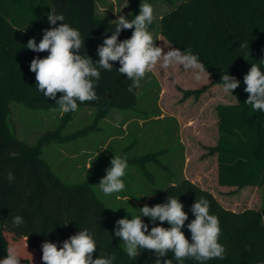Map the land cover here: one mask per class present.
<instances>
[{
  "label": "trees",
  "instance_id": "1",
  "mask_svg": "<svg viewBox=\"0 0 264 264\" xmlns=\"http://www.w3.org/2000/svg\"><path fill=\"white\" fill-rule=\"evenodd\" d=\"M144 2L136 0L133 18ZM52 8L65 16V23L80 31L84 40L81 54L86 52L94 63L99 61L97 47L115 30L114 20L98 15L97 0H0V247L3 248H0V259L6 257L10 246L6 234L13 248L17 247L16 241L20 242L21 258L29 259L32 264H43L45 241L59 248L64 240L87 229L97 244L94 259L115 255L113 264H154V252L141 249L135 260L127 256L115 236L116 220L91 181L65 182L42 157L40 145H29L8 127V108L4 101L14 87L20 96L36 106L48 100L38 91L30 64L34 58H45L49 53L33 52L26 44L32 38L39 44L45 29L62 23L50 24L47 14ZM158 29L176 48H190L198 55L212 77L211 85L222 84L224 73L240 82L232 92L236 100L217 107L219 137L215 145L208 147L211 154L218 153L222 184L239 187L264 184V112L253 111L245 103L248 93L243 82L252 64L264 72V0H174L172 8L160 18ZM133 31L122 30L118 39L130 38ZM245 42L249 48H240ZM112 63V72L100 70L97 88L100 99L84 103L101 106L117 102L121 107L136 103L138 89H134V95L128 93L132 81L118 73V62ZM207 88L185 89L184 95L198 97ZM9 171L15 177L11 183L7 179ZM169 196L178 198L184 205L188 220L182 231L189 240L191 233L186 225L195 218L190 209L196 200L205 198L210 214L219 218L222 230L219 242L226 249L225 259H212L204 264H264L261 210L228 208L212 191L188 177L168 184L145 205L166 203ZM17 215L24 219L19 227L12 224V218ZM141 218L149 231L153 226L170 227L167 222L161 225L157 221L154 225L150 218ZM164 259L180 264L172 253ZM183 264L200 262L185 259Z\"/></svg>",
  "mask_w": 264,
  "mask_h": 264
},
{
  "label": "rangeland",
  "instance_id": "2",
  "mask_svg": "<svg viewBox=\"0 0 264 264\" xmlns=\"http://www.w3.org/2000/svg\"><path fill=\"white\" fill-rule=\"evenodd\" d=\"M135 2L97 0V13L106 19L116 20L123 15L130 20ZM144 3L154 9L149 31L156 45L165 51L175 47L158 29L160 18L172 8L174 0ZM195 75L180 66L162 68L158 63L141 80L135 104L91 106L79 102L78 110L68 113L54 110L58 105L53 100L39 106L27 102L14 87L4 101L8 127L29 145H40L42 157L65 182L91 181L116 221L141 215L139 209L153 194L184 177L212 191L228 208L253 207L264 216V184H222L218 153L211 154L208 147L215 145L219 137L218 105L234 102L235 95L224 93L221 84L211 85V75L205 73L200 80ZM203 86L208 88L198 97L184 95L185 89ZM117 122L119 127L114 126ZM114 155L126 157L129 165L123 177L125 189L105 196L98 184ZM6 235L9 247H13ZM16 242L20 264H32L18 254L20 242ZM118 243L124 248L119 237Z\"/></svg>",
  "mask_w": 264,
  "mask_h": 264
},
{
  "label": "clouds",
  "instance_id": "3",
  "mask_svg": "<svg viewBox=\"0 0 264 264\" xmlns=\"http://www.w3.org/2000/svg\"><path fill=\"white\" fill-rule=\"evenodd\" d=\"M131 15V13H129ZM154 9L149 3H140L139 14L133 19L123 15L115 21V30L97 47L99 61L94 63L84 48V40L78 29L65 23V16L57 13L55 8L47 14L52 27L44 30L43 38L37 44L35 38L29 39L26 48L33 52H48L45 58H34L30 64V71L35 73L36 86L48 100L55 101L62 113L75 112L78 103L98 101L97 94L101 69L112 72L113 63L118 62V73L126 75L132 81L127 91L135 94L134 89L140 87L147 73L160 63L162 68L173 65L180 66L184 71L196 73L195 79L200 80L208 71L200 62L198 55L192 50H181L172 47L165 51L156 41L149 26L154 21ZM134 29L128 39L120 41L118 38L122 30ZM242 49L249 48L247 42L240 44ZM221 87L224 93H231L240 86V82L229 74H223ZM246 85L244 91L248 93L246 104L251 105L253 111L264 112V72L256 64H252L244 76ZM60 94L57 99V94ZM115 127H119L117 122ZM99 154V153H98ZM15 156L16 153H10ZM106 169V175L101 178L98 186L105 196L119 193L125 189L123 177L126 175L128 162L126 157L114 155ZM91 168V167H90ZM9 183L15 177L11 171L7 175ZM139 199V198H137ZM184 205L178 198L169 196L166 203L140 208L141 215L131 219L122 218L116 221L115 236L121 238L127 256L135 260L141 254V249L154 252V264H172L171 259H164L172 253L175 260L183 264L185 259H193L204 264L212 259H225L226 249L219 242L221 227L219 218L210 214L209 202L201 197L191 206L194 219L186 225L191 233V240L186 238L182 229L188 220V214L183 210ZM116 211V210H113ZM141 217H148L155 225L157 221L162 225L167 222L170 227L153 226L149 231L148 224ZM12 224L19 227L24 224L22 216L12 218ZM97 244L93 235L87 229H81L75 235L64 240L62 247L52 242L42 244L43 264H113L115 255L93 258ZM0 264H20L16 249L9 247L7 255L0 260Z\"/></svg>",
  "mask_w": 264,
  "mask_h": 264
}]
</instances>
